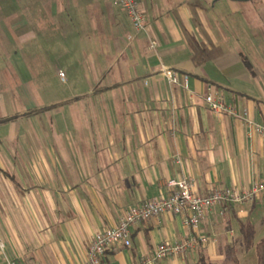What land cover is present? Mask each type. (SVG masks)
I'll return each instance as SVG.
<instances>
[{
	"label": "crops",
	"instance_id": "0c3cea01",
	"mask_svg": "<svg viewBox=\"0 0 264 264\" xmlns=\"http://www.w3.org/2000/svg\"><path fill=\"white\" fill-rule=\"evenodd\" d=\"M137 1L146 14L139 32L118 0L0 6L3 36L24 30L18 40L28 43L27 59L14 53L15 69L0 70L12 78L9 88L0 84V264H89L94 235L167 194L169 179L190 178L200 195L264 181V138L250 125L264 123V0ZM59 29L76 70L68 80L59 70L63 92L43 98L27 70L46 51L42 34ZM164 68L180 83H169ZM210 92L237 116L210 111ZM263 205L264 191L245 206L212 207L195 229L172 213L140 221L131 244L100 263H223L226 246L240 242V222L253 224L254 243L264 236ZM190 235L208 241L155 258L158 245Z\"/></svg>",
	"mask_w": 264,
	"mask_h": 264
},
{
	"label": "built area",
	"instance_id": "2783aa9c",
	"mask_svg": "<svg viewBox=\"0 0 264 264\" xmlns=\"http://www.w3.org/2000/svg\"><path fill=\"white\" fill-rule=\"evenodd\" d=\"M118 4L129 17L135 31L145 30L146 14L137 0H118ZM162 72L169 83H180L179 75L175 71L164 68ZM59 76L63 79L64 73H59ZM183 84L187 86L186 75L183 76ZM204 99L213 113L237 116L234 106L223 96L210 92L204 96ZM241 116H246V113L243 112ZM250 125L252 131L264 138V123L250 122ZM192 184V180L184 176L169 179L165 183L167 194L156 196L140 205L129 207L117 225L94 235L87 250L88 263L101 264L100 256L107 250L119 244L129 246L131 244L130 228L140 221H146L164 213H172L181 216L182 224L185 227L195 229L212 207L224 204L245 206L252 203L254 198L264 191V181H258L247 189L215 188L206 195H200L193 191ZM207 241V236L190 235L174 243H162L156 248L155 258L162 259L177 256L192 249L198 243H206ZM147 263L152 264V260L148 259ZM5 264L19 263L15 260H7Z\"/></svg>",
	"mask_w": 264,
	"mask_h": 264
},
{
	"label": "rangeland",
	"instance_id": "374dc122",
	"mask_svg": "<svg viewBox=\"0 0 264 264\" xmlns=\"http://www.w3.org/2000/svg\"><path fill=\"white\" fill-rule=\"evenodd\" d=\"M21 6L26 7L29 5V0H0V6H4L5 8H11L12 6ZM6 15V19H7ZM29 15H26V17ZM44 15H39V18L43 19ZM42 23H46L48 21L40 20ZM64 29H59L55 31H47L42 34L41 36V43L42 47L46 49L45 52L38 53L39 58L37 66L34 64L29 65L27 73L31 74L36 78L35 81H32L31 88L38 90V88H42L40 95L43 98H46L47 96H50L48 91L49 89H53L56 91V93L60 94L63 92V88L65 83L61 82L60 78L58 77V72L60 73L62 70L65 74H67L66 79L69 78V72L71 73L73 70H76V62L74 57L69 54L72 48V42L68 40L67 43V32ZM0 30V56L3 58V62H0V70L4 71H10L12 72L15 69V62H12V56L13 54L20 53L21 59L25 57L27 59L28 55V43H19L18 37L23 35L24 30H20L17 32H14L11 28L7 29L6 33L9 35V38H6L3 36ZM57 33L58 36L54 34ZM48 33V34H47ZM20 36H19V35ZM51 38V41L49 38ZM12 41H14L19 46L15 47L16 51H14V46L12 45ZM50 41V43H49ZM48 50V51H47ZM73 50V49H72ZM20 51V52H19ZM67 51H69L67 53ZM74 51V50H73ZM71 53H73L71 51ZM29 59V58H28ZM68 59L72 60L74 59L73 63L69 64ZM24 73V71H22ZM22 73V74H23ZM1 75V74H0ZM12 78H3L0 76V84L2 85V88L7 89L9 88V80ZM48 89V90H47ZM264 210V205L261 206ZM261 209V211H262ZM258 234V233H257ZM236 253L237 258L239 260V264H257L256 262V255L254 250H251L249 252H246V250L243 247V244L241 242L237 243L236 245ZM231 264V263H226Z\"/></svg>",
	"mask_w": 264,
	"mask_h": 264
},
{
	"label": "trees",
	"instance_id": "16d2710c",
	"mask_svg": "<svg viewBox=\"0 0 264 264\" xmlns=\"http://www.w3.org/2000/svg\"><path fill=\"white\" fill-rule=\"evenodd\" d=\"M227 205V204H226ZM240 242L246 251L254 247L257 264H264V236L254 243V226L249 221L239 223ZM239 264L236 249L233 246H226L223 263H215L200 256L195 264Z\"/></svg>",
	"mask_w": 264,
	"mask_h": 264
}]
</instances>
